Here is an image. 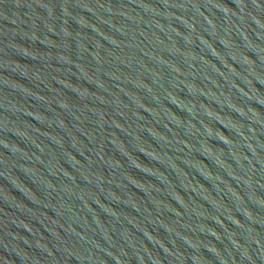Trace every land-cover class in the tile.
<instances>
[{
	"label": "water",
	"instance_id": "water-1",
	"mask_svg": "<svg viewBox=\"0 0 264 264\" xmlns=\"http://www.w3.org/2000/svg\"><path fill=\"white\" fill-rule=\"evenodd\" d=\"M0 264H264V0H0Z\"/></svg>",
	"mask_w": 264,
	"mask_h": 264
}]
</instances>
